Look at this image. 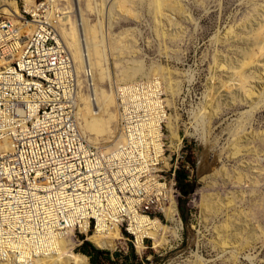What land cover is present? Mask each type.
<instances>
[{
    "label": "rangeland",
    "instance_id": "1",
    "mask_svg": "<svg viewBox=\"0 0 264 264\" xmlns=\"http://www.w3.org/2000/svg\"><path fill=\"white\" fill-rule=\"evenodd\" d=\"M19 1L0 0V6L17 7ZM60 3L62 10H69L66 21L73 23L75 37L82 17L85 31L92 34V59L105 91L103 108L107 102L116 114L111 95L116 76L122 81L131 73L134 80L158 74L164 90L173 85L168 94L165 91L171 116L167 144L170 150L181 148L193 168L181 171L185 179L180 183L177 178L182 225L168 227L173 236L159 253L149 242L142 258L131 243H125V249L99 250L84 237L73 248L75 257L93 264L83 252L89 243L111 259L118 257V264H264V108L244 115L250 108L238 75L244 71L250 77L247 88L264 93V54L244 68L252 31L264 26V0H166L157 9L154 0ZM70 28L66 26L65 33ZM103 28L109 29L107 43ZM260 34L264 40V31ZM105 109L100 125L108 120ZM110 126L111 134L98 137L86 131L87 138L107 144L115 130L118 135L115 119ZM173 136L182 143L172 142ZM237 149L242 154L234 156Z\"/></svg>",
    "mask_w": 264,
    "mask_h": 264
},
{
    "label": "built area",
    "instance_id": "2",
    "mask_svg": "<svg viewBox=\"0 0 264 264\" xmlns=\"http://www.w3.org/2000/svg\"><path fill=\"white\" fill-rule=\"evenodd\" d=\"M17 7L16 16H0V263L52 257L72 232L80 242L118 229L136 249L148 221L172 226L166 211L181 197L176 173L193 169L167 144L161 79L114 84L120 138L107 151L78 121L81 93L98 109L85 35L80 84L61 5Z\"/></svg>",
    "mask_w": 264,
    "mask_h": 264
},
{
    "label": "bare ground",
    "instance_id": "3",
    "mask_svg": "<svg viewBox=\"0 0 264 264\" xmlns=\"http://www.w3.org/2000/svg\"><path fill=\"white\" fill-rule=\"evenodd\" d=\"M33 1H35V0H33ZM56 1L59 3V5H61V3H60L61 0H56ZM165 1L166 0H154V6L157 9L159 7V5L162 6L165 3ZM61 7H62V5H61ZM61 7H60V11H61V14H63V15H61V27H60L61 29H60V31H61V34H62L64 40H65L67 47L69 48V50L73 56V59H74L75 65H76V69L78 72V76H79L78 81L80 84L82 83L81 73L84 71L85 66L87 65V60L83 57V46L81 44V37L83 35H85L86 40L88 42V51H89V56H90L89 57L90 67L92 68L93 79H94V82L96 85L94 91H95L96 96H97L98 109L95 108V104L91 102L90 97L86 93H81V95H80L81 107L79 110L78 121H79L81 131L86 137L88 136V133L86 131H89L90 133L95 134L98 137H101V136H104L107 134H111L110 124L114 121V119L116 121V129H118V127H117V111H116L117 104H115L116 114H112L110 112V110H109L110 105H108L107 102H106V109H105L104 103H103L104 108L102 107V98L105 97V91H103L100 88L101 85L99 84V81H100L99 73H97V69H96L97 66L95 65V63L93 62V59H92L93 54H92V51L90 50L91 44L89 41V35L91 37L92 34H89V32L85 31V28H84L85 18L82 17L83 24L81 23L80 25H78V27L76 26L78 34L75 37V28L73 27V23L69 24L66 21L67 20L66 16H68L69 10H68V8H65L62 10ZM0 9H1L0 12L6 11L8 15H9V12H15L14 13L15 16L19 13V10L16 7V5H13V6L4 5V6H0ZM126 11L129 12L128 9ZM129 14H130V12H129ZM70 25L72 26V28L69 29L70 32L65 33V27L70 26ZM104 29L105 28H103V30ZM103 30H102V34H103L102 38H103V41L105 43H107L108 40L110 41V36L108 35L109 33H106L104 35ZM105 31H107V30H105ZM262 31H264V26L256 29L255 31H252L253 34L251 35L252 38H251V42H250V49L247 52H244V57H245L244 59L246 61L244 63V68H246L249 65L247 63L248 61H253L256 58L263 57L264 40L260 34ZM78 37H79V39H78ZM68 41H71V42H68ZM80 46H81V48H80ZM94 48L97 49L98 46H95ZM73 51H74V53H73ZM76 56L79 59V62L76 61L77 60ZM77 64L81 65L80 68L77 67ZM225 66H223V67H225ZM106 67L110 69L109 63L106 64ZM263 67H264V60H263ZM232 70H234V69H232ZM110 71H111V69H110ZM108 73L109 72L107 71L105 74L108 75ZM238 75L240 76V84H241V86L239 85L240 86L239 88L244 92V94H245L244 99L247 102V104H249V108H250L248 110V112L245 113L244 115L245 116H249L251 114L253 115V113L258 111L259 109L264 108V93L259 92V91H254L253 89L247 88V84L250 80V77L246 73L244 74V71L240 72ZM157 76H158V74H154V77L161 79V77H157ZM119 77L120 76L115 77V79H116L115 83H117V84H123V83L134 81L133 73L130 74V76H129L130 79H128V80L119 81L118 80V79H120ZM109 80H111V79H109ZM161 83L164 84V81L162 79H161ZM109 84L111 87L110 81H109ZM248 86H249V84H248ZM163 87H164V85H163ZM252 88H254V87H252ZM172 89H173V85L170 84V87H168V90L171 91ZM168 90H166V88H165V91L167 92V94H168ZM111 95L114 96V102L116 103V97H115L114 89L112 90ZM233 102H234V100H233ZM165 104L167 106H169L168 99H165ZM87 106L89 107L88 113L84 114ZM103 109H105V113L108 116V120L103 122L100 125L99 123L101 122V114L103 112ZM245 116L242 115L243 119L246 118ZM170 117L171 116L166 114V117H165L166 118V128H168V123L170 121ZM240 128H241V126H240ZM116 131L117 130H115V132H113V140H109V139L106 140L105 143L109 141L107 144L100 143L101 146H103V148L105 150H107V151L110 150V147H113L115 145V143L118 141V139L120 138L119 136L116 137ZM167 132H168V129H167ZM173 140H176L179 144L182 143V140L177 136H173L172 142H173ZM91 142H93V141H91ZM235 147H236V145H235ZM172 151H174V150H172ZM235 151H236L235 153L233 151L234 156L242 154L241 149L240 150L237 149ZM238 153H240V154H238ZM231 156H232V154H231ZM202 180H203V178H202ZM204 180H205V178H204ZM176 204H179V203H177V201L175 200L172 203L171 207L166 211L167 219L172 222L171 227L182 225L181 220L178 217L176 218V216H177L176 215V211H177V205ZM148 222H149L148 223L149 227L144 228V229L140 230V232L136 233V237H137V239H136L137 240L136 241V251H137L138 255H141V256L144 255V253L147 250L146 243H145L146 238H149L153 241V244H152L153 247L152 248L156 253H159L161 251V249L163 248V246H165L167 244V242L170 241L172 236H173L170 232V229H173V228H168L169 226L163 227L162 226L163 224L161 225V222L158 219L151 220ZM164 226H166V225H164ZM143 227H145V226H143ZM87 241L91 242L99 250L113 251L116 248L117 249H119V248L123 249L125 246V242H124V239L122 237V234L120 233V231L118 229L111 230L108 233L96 232V233L92 234ZM76 245H78V241H77V238L74 237V232H72L69 235V239L63 241L62 247L56 255H54L52 257H45V258H41L38 260H34L32 263H28V264H35L36 262H39V264H89L82 257H75V255L73 253V251H74L73 248ZM0 264H20V263H18V262H1Z\"/></svg>",
    "mask_w": 264,
    "mask_h": 264
},
{
    "label": "trees",
    "instance_id": "4",
    "mask_svg": "<svg viewBox=\"0 0 264 264\" xmlns=\"http://www.w3.org/2000/svg\"><path fill=\"white\" fill-rule=\"evenodd\" d=\"M178 182L180 183L185 179L183 173L180 171L177 175ZM83 252L91 257L93 264H118V257L114 256V261L109 256L108 252L98 251L97 249L93 248L91 244L86 243L83 248Z\"/></svg>",
    "mask_w": 264,
    "mask_h": 264
}]
</instances>
